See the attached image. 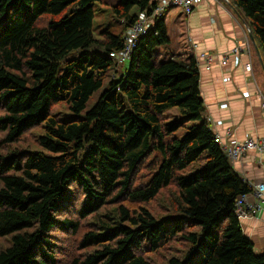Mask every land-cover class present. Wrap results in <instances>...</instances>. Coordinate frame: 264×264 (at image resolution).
Segmentation results:
<instances>
[{
	"label": "trees",
	"instance_id": "trees-1",
	"mask_svg": "<svg viewBox=\"0 0 264 264\" xmlns=\"http://www.w3.org/2000/svg\"><path fill=\"white\" fill-rule=\"evenodd\" d=\"M100 2L0 0V264H264L236 213L252 189L204 118L196 57L173 49V8L118 64L158 3L119 0L117 32L96 36ZM232 5L264 64V0Z\"/></svg>",
	"mask_w": 264,
	"mask_h": 264
},
{
	"label": "crops",
	"instance_id": "crops-1",
	"mask_svg": "<svg viewBox=\"0 0 264 264\" xmlns=\"http://www.w3.org/2000/svg\"><path fill=\"white\" fill-rule=\"evenodd\" d=\"M107 1L114 3L113 0ZM223 1L216 0L221 6L212 0H205L198 5L189 16L185 31L181 28V38L188 48L186 51L193 54L199 63L201 92L206 107L204 118L213 131L222 135L225 140L231 138L244 141L249 136L260 138L264 135V114L254 79L264 95V83L261 86L258 75L261 78L262 76L256 66L258 61L264 71L261 56L252 50L254 78L244 71L242 64L236 66L232 57L227 66L215 64L210 70L206 69L205 62L200 59L203 53L225 54L247 36V26L231 7L232 0H229L230 5L224 4ZM104 2L105 0H102V3ZM118 2L119 0H116L115 4ZM175 52L182 51L177 48ZM248 59L244 56L243 64L249 62ZM245 93L248 94L247 97ZM224 105L227 107L223 108ZM259 160H264V154L251 151L244 159L231 164L248 183H261L264 181V165L259 163ZM249 201L257 202L251 196ZM261 206L262 210L257 218L241 221L245 235L253 241L258 253L264 252V203H261Z\"/></svg>",
	"mask_w": 264,
	"mask_h": 264
},
{
	"label": "built area",
	"instance_id": "built-area-1",
	"mask_svg": "<svg viewBox=\"0 0 264 264\" xmlns=\"http://www.w3.org/2000/svg\"><path fill=\"white\" fill-rule=\"evenodd\" d=\"M204 0H159L157 6L152 8L150 13H144L139 17L137 23L132 26L124 38V46L119 53H113L111 56L118 64L127 62L132 54V51L136 45L140 36L145 35L155 24L156 20L163 17L165 12L170 8H181L185 15H191ZM224 4H229V0H224ZM247 36L244 37L242 42H239L233 49L225 54L211 55L203 53L200 55V59L205 62L206 69L210 70L215 64L225 67L229 64L231 57L234 64L238 66L242 64L244 71L252 76L253 65L251 61L252 41L249 37V28L246 29ZM196 47V46H195ZM247 56L249 62L243 64V57ZM217 58V60H215ZM199 66V63H198ZM227 80V79H225ZM254 83L257 87V95L261 100V109L264 114V95L262 90L257 86L256 80ZM246 97L247 93L244 94ZM227 106L224 105L223 108ZM216 141L221 147L226 157L231 162H236L244 159V157L251 151H256L259 154H264V135L260 138L247 137L244 141L231 140L225 138L217 132H214ZM259 163L264 165V160H259ZM246 181V180H245ZM252 192L248 195H242L236 202V213L240 221L243 219L257 218L262 210L261 203H264V181L261 183H248ZM249 196L254 197L257 202L253 203L249 201Z\"/></svg>",
	"mask_w": 264,
	"mask_h": 264
},
{
	"label": "rangeland",
	"instance_id": "rangeland-1",
	"mask_svg": "<svg viewBox=\"0 0 264 264\" xmlns=\"http://www.w3.org/2000/svg\"><path fill=\"white\" fill-rule=\"evenodd\" d=\"M113 1H114V3H111V1H110V3H107L109 1L105 0L104 3L100 2V3H97V5L95 6V14L96 15H95V19H94V31H95L96 36H98V33L100 31H102L103 29H105L109 26L115 27V29H114L115 32H117V30L119 28V25H117L116 22L114 21V17L112 14L113 6L116 5L115 4L116 0H113ZM212 1L216 2V0H212ZM216 4H219L220 6L222 5L221 3H217V2H216ZM197 7H198V5H197ZM197 7H196V9H197ZM188 18H189V15H185L181 8H173V10L170 12L169 17L167 19V25L169 28V35L172 37V40L174 42L173 49L175 51L177 50V48H179V50H181L183 52H185L186 49H188V48H186L185 41L181 38V28H182V30L185 31V25L187 24V22H189ZM173 22H175V23H173ZM254 52H256L255 49H254ZM256 55H257V53H256ZM78 57H79V53H73L70 56V58H73V59L74 58L77 59ZM128 65H129V63L121 65L119 67V72L124 71L128 67ZM63 66H65V64H63ZM256 66L258 67V71H259L260 75L262 76V78H261L258 75V80H259L261 86H263L264 71H263V69L260 66L258 61H256ZM62 111H65V113H63V115H65V116H69L71 114V113L66 112V110H64L63 108L58 113H61ZM57 235L61 236V234H57Z\"/></svg>",
	"mask_w": 264,
	"mask_h": 264
},
{
	"label": "water",
	"instance_id": "water-1",
	"mask_svg": "<svg viewBox=\"0 0 264 264\" xmlns=\"http://www.w3.org/2000/svg\"><path fill=\"white\" fill-rule=\"evenodd\" d=\"M231 7H232V8L234 9V11L236 12L235 8H234L233 6H231ZM236 13H237V12H236ZM249 37H250V39H251L253 45L255 46V49H256L258 55H260L259 49L257 48L256 42H255V39H254V35H253L251 29H249ZM261 61H262V60H261Z\"/></svg>",
	"mask_w": 264,
	"mask_h": 264
}]
</instances>
